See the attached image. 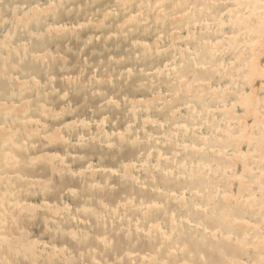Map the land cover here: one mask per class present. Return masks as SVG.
Masks as SVG:
<instances>
[{"label":"rangeland","instance_id":"374dc122","mask_svg":"<svg viewBox=\"0 0 264 264\" xmlns=\"http://www.w3.org/2000/svg\"><path fill=\"white\" fill-rule=\"evenodd\" d=\"M140 1L0 0V42L5 34L11 37L3 55L15 64L12 93L9 78H0V130L13 129L18 118L32 131L20 154L40 158L25 161L18 172L0 165L1 189L22 184L0 200L6 226L0 234L36 241L34 256L0 248V264L177 261V252L171 253L151 223L169 233L171 218L185 217L205 198L193 196L194 187L200 188L197 182L180 176L184 156L200 164V174L214 167L218 154L227 166V182L221 170L207 175L227 191L226 197L218 192L207 202L209 211L219 205V215L228 213V200L239 196L230 202H260L258 211L264 212V199L258 200L264 184V23L262 29L253 23L259 10L247 11L253 0H147L148 8ZM12 6L26 24L15 22ZM215 7L222 11L219 20L204 24ZM42 10L46 13L39 21L29 22ZM13 47L27 48L20 54L28 57L17 63ZM26 73L29 82L18 85ZM8 198L30 204L31 213L10 207ZM126 205L128 212L123 211ZM108 208H115L113 216ZM250 210L244 218H227L228 228L246 229L242 241L224 242L226 252L233 248L238 253L231 264H264V218ZM207 224L208 230L216 225ZM203 227L187 225L183 234L172 231V239ZM252 228L259 236L256 231L250 235ZM224 234L218 230L211 241ZM101 236L106 245L98 241Z\"/></svg>","mask_w":264,"mask_h":264},{"label":"bare ground","instance_id":"6f19581e","mask_svg":"<svg viewBox=\"0 0 264 264\" xmlns=\"http://www.w3.org/2000/svg\"><path fill=\"white\" fill-rule=\"evenodd\" d=\"M227 1V0H226ZM233 0H228V2H231ZM236 1V0H235ZM243 1V0H242ZM210 2V1H209ZM221 2V1H220ZM140 3L142 4V6L144 8H148L149 6H151V4L148 3L147 0H141ZM148 3V4H147ZM156 3V2H155ZM154 3V4H155ZM219 7H223L220 5H218ZM255 7L259 10V15L257 16L256 20L253 22L255 23L256 26H258V28L262 29V27L260 25H262L264 23V0H253V2L251 4L248 5L247 7V11H251L252 8ZM187 10V9H186ZM213 10V13H210L209 15L205 16L203 19V22L204 24H208L211 25L214 21H218L220 16H221V13L222 11L218 8H212ZM3 11V8L2 6H0V14L1 12ZM170 11V10H169ZM207 12V11H206ZM43 13V14H42ZM46 13V10H42L40 11V14H42L41 16H37V18L35 19H32L31 21L29 20V22L32 23L33 22H36V21H39L40 18ZM225 13V12H224ZM253 13V12H251ZM11 14L15 20V22H19V23H24L26 24V21H28L27 19H23L21 18L22 15L19 14V10L16 6H12L11 8ZM250 14V13H249ZM167 15V14H166ZM24 16H26V12L24 13ZM185 17V16H184ZM196 17V16H194ZM198 17V16H197ZM212 17V20L210 19ZM246 17V16H245ZM25 18V17H24ZM155 19L156 21H159L161 19V16L160 15H156L155 16ZM186 19V18H185ZM185 19L183 18L182 20L185 21ZM187 19H188V16H187ZM186 19V20H187ZM190 19V17H189ZM181 20V21H182ZM191 20V19H190ZM232 20V19H231ZM177 21V20H176ZM174 22V20H173ZM172 22V23H173ZM196 22V21H195ZM243 22V21H242ZM175 23V22H174ZM182 24V22L180 23ZM190 24V23H189ZM251 24V23H250ZM175 25V24H174ZM178 25V24H177ZM198 25V24H197ZM253 25V24H252ZM192 26V25H191ZM260 26V27H259ZM264 26V25H263ZM257 29V28H256ZM205 30V29H204ZM251 32H253L254 30L251 29ZM250 30H247L248 32H250ZM253 30V31H252ZM258 31V30H257ZM261 31V30H260ZM31 32H33L31 30ZM197 32V31H196ZM255 32V31H254ZM27 33H30V30L27 32ZM201 33V32H199ZM198 34V33H197ZM202 34V33H201ZM211 35V32L209 33ZM256 34V33H255ZM259 34V33H258ZM261 34V33H260ZM264 34V33H263ZM205 35V34H204ZM218 35V34H217ZM230 35V34H229ZM197 36V35H196ZM213 36V35H212ZM4 38L2 39V41L0 42V78L5 79V78H9V80L11 81L10 83V87H9V92H13V85H14V76L12 75V73L14 72L15 70V64L12 63V61H8L7 60V57H5V55H3V49H4V46L6 47V43H9L11 40V37L8 35V34H5L3 36ZM218 37V36H217ZM233 37V36H232ZM185 39V38H184ZM183 39V40H184ZM212 39V38H211ZM195 40V39H194ZM181 41V40H179ZM196 41V40H195ZM194 41V42H195ZM264 41V39H263ZM192 42V41H191ZM255 42V41H253ZM259 42V41H257ZM193 44V43H191ZM230 44V43H229ZM245 44V43H244ZM261 44V42L259 43ZM258 44V45H259ZM264 44V43H263ZM196 46V44H195ZM206 46V45H205ZM204 46V47H205ZM230 46V45H229ZM239 46V45H238ZM264 46V45H263ZM194 47V46H193ZM224 47V46H223ZM227 47V46H226ZM230 48H232L230 46ZM26 49H21V50H17L15 49L14 47L12 48V51L14 50L15 54L17 55L16 59L14 58V61H21L23 59V57L26 59V57H28V55L26 56V54H20L21 52H25L26 53ZM264 49V48H263ZM235 51V50H234ZM218 53V52H216ZM215 53V54H216ZM258 55V54H257ZM42 56V55H41ZM39 56V57H41ZM226 56V55H225ZM44 58L46 59V57L43 55L41 60ZM191 58V57H190ZM237 60V59H236ZM250 63L252 61H249ZM254 65V64H253ZM229 66V65H228ZM259 66V65H258ZM257 65L256 66H253V67H258ZM264 66V65H263ZM217 68V67H216ZM215 68V69H216ZM239 68V67H238ZM252 68V67H251ZM263 68V67H261ZM237 69V68H236ZM242 69V68H241ZM254 69V68H252ZM257 69V68H256ZM225 70V69H224ZM262 70V69H261ZM254 71H256L254 69ZM124 72V71H123ZM247 76L248 74L245 73ZM251 74V73H250ZM257 75V74H256ZM28 73H26V75H22L19 79H18V85H24L26 83L29 82V79H28ZM160 76V75H159ZM251 76V75H250ZM188 77H189V74H188ZM246 77V76H245ZM249 77V76H248ZM169 78V77H168ZM167 78V79H168ZM240 78V77H239ZM254 78H256L254 76ZM259 78V77H258ZM238 79V78H237ZM244 79V78H243ZM127 80V79H126ZM213 80V79H212ZM250 80V79H249ZM184 82V81H183ZM235 84V83H234ZM233 84V86H234ZM163 85V84H162ZM228 87V86H227ZM245 87V86H244ZM33 88H30L29 89V92H31ZM199 90V89H198ZM249 91V90H248ZM242 92V91H241ZM255 92V90H254ZM230 93V92H229ZM241 94V93H240ZM251 94V93H250ZM247 95V94H246ZM245 95V96H246ZM264 95V94H263ZM249 97V95H248ZM65 98V97H64ZM231 98V97H230ZM228 99V98H227ZM248 99V98H247ZM256 101V99H255ZM104 102V101H103ZM101 102V103H103ZM263 103V102H262ZM111 104V103H110ZM235 104V103H234ZM242 104V103H241ZM244 104V103H243ZM25 105H29L28 102L25 103ZM144 105V104H143ZM221 105V103H220ZM240 105V104H239ZM246 105V104H245ZM255 105V104H254ZM253 105V106H254ZM256 106V105H255ZM264 106V105H263ZM29 107V106H28ZM242 107V106H240ZM252 107V106H250ZM116 108V107H115ZM117 109V108H116ZM215 109V108H213ZM209 110V109H208ZM212 110V109H211ZM217 110V109H215ZM220 110V109H219ZM254 110V109H253ZM139 111V110H138ZM227 112V111H226ZM251 112V111H250ZM128 113V112H127ZM208 113V112H206ZM230 113V112H229ZM246 113V112H245ZM244 113V114H245ZM253 113V111H252ZM259 113V112H258ZM210 114V113H209ZM250 114V113H249ZM257 114V113H256ZM68 115V114H67ZM91 115V114H90ZM259 115V114H258ZM208 116V115H207ZM262 116V115H261ZM249 118V116H248ZM46 119H49V118H46ZM51 119V118H50ZM145 119V118H144ZM95 120V119H94ZM247 120V119H246ZM115 122V121H114ZM222 122V121H221ZM228 122V121H227ZM68 123V122H67ZM70 123V122H69ZM142 124V123H141ZM162 124V123H161ZM253 125V124H252ZM13 126V129H10V130H7L4 131V128H2L0 130L3 131L1 132L0 134V152L2 151V154L0 155V165H2L3 168H6L7 170H15L18 172V169L20 168V165L23 164L25 161L26 163H32L34 162V159H37L36 157L38 156H35V155H31V156H28V157H25L23 155L20 154V152L22 151H26L27 150V145H26V138L27 136H31L32 134V131L29 130L27 127V125H21L19 124V119L18 118H15L14 119V123L12 124ZM90 126V125H89ZM176 126V125H175ZM74 128V127H73ZM80 128V127H78ZM142 128V127H141ZM245 128V127H244ZM262 128H263V125H262ZM70 129V128H69ZM247 129V128H246ZM34 130V129H32ZM244 130V129H243ZM216 131H219V130H216ZM78 132V131H77ZM243 132V131H242ZM35 133V132H34ZM241 133V132H239ZM114 134V133H113ZM233 135V134H232ZM235 135V134H234ZM255 135V134H254ZM249 137V135H246ZM42 137V136H41ZM111 137V136H110ZM169 140L171 139V136H166ZM241 137V139L243 138L242 136H240L239 134V138ZM251 137V135H250ZM257 137V136H256ZM261 137V136H260ZM260 137H258L257 139H259ZM55 138V133H52L51 135V140ZM245 138V137H244ZM60 139V138H59ZM94 139V138H93ZM96 139V138H95ZM249 140V138L246 137V140ZM261 139V138H260ZM43 140V139H42ZM240 140V139H239ZM256 140V139H255ZM58 141V140H57ZM66 141V139L64 140ZM253 141V140H252ZM91 142V141H90ZM74 143V142H73ZM259 143V142H258ZM36 144V143H35ZM76 145V144H75ZM47 146V145H46ZM193 146V145H192ZM191 146V147H192ZM35 147V145H34ZM57 148V147H56ZM197 148V147H196ZM21 150V151H20ZM250 151V150H249ZM259 151V150H258ZM16 153L20 154V155H15ZM44 157L43 158H49L50 154L49 153H44ZM52 154V153H51ZM72 154V153H71ZM201 154V153H200ZM237 154V153H236ZM245 154V153H244ZM249 154V153H248ZM251 154V152H250ZM54 155V154H52ZM56 155V154H55ZM54 155V156H55ZM58 157V155H57ZM61 157V156H60ZM240 158V157H239ZM247 158V157H246ZM262 158V157H261ZM51 159V158H50ZM50 159H48L47 161L50 162ZM252 159V158H251ZM40 160V158L38 159ZM183 162H179L181 163V165L179 166V170L178 172L180 173V176L182 177V179L185 181V179H188L190 181H194L193 183H196L199 184L200 188H195V191H193V196L197 195V193H200L199 195L201 196L202 194H205V198L202 200V202L200 203H197V205L192 208V209H189L188 212L186 213V216L183 217V218H180V219H177L176 218H171L168 223L170 224V232H165L163 229H161L159 226V224L155 223L152 221L151 224H153L155 227V229H157V231H159L161 234H160V238H161V241L163 243H166L167 247L170 248L171 250V253H176V256H178V259L177 261H172V262H169V263H162V264H176L177 262L180 264H190V262H195L194 264H211V263H214V262H218L220 264H231L235 258H237V254L235 252V250L233 248H230V250L228 252L225 251L226 247H223L224 245V242L226 241H229V242H233V244H235V242H240L243 240V236L246 234V229L245 227H240L238 229H230L227 227V224L229 223L228 219L227 218H244L245 215V211H248V209L250 208L251 210L254 209L255 210V214L259 213L261 218H264V212H260L258 211V207L259 205H261L260 202H255L254 204H252V201L248 200V202H244V203H241L239 205H236L234 203H231V202H234L239 196H233L232 198L233 199H229L228 200V203L230 204L231 206V209H230V212L228 213H221L219 215V210L222 208V206L219 207V205L217 207H215L214 209L210 210L207 209L209 208L208 207V204L207 202L211 201L210 199L214 196L217 197V193L220 192L223 197H226V190H222V189H219L220 186L218 184H212L209 182L208 180V177L207 175H209L210 171L214 172H218L221 170L222 172V175L223 177L225 178L224 181H228V179L230 178V174L228 172V169H227V166L224 164V162L222 161V158L220 157V155L218 154V156L214 157L213 158V165L214 167L211 168L210 167V170L209 171H206L205 173H197L196 171H199L200 170V167L198 165H195L193 163H191V161L186 160L185 156L182 158ZM239 161V160H238ZM242 161V160H241ZM205 162V161H203ZM38 164V163H37ZM139 164V163H138ZM122 165V164H121ZM166 168V166L164 167ZM108 170V169H107ZM249 170V169H248ZM251 170V169H250ZM262 170V168L260 169ZM259 170V171H260ZM99 171V170H98ZM250 172V171H249ZM171 173V172H170ZM243 174V173H242ZM55 175H57V173H55ZM111 175V174H110ZM84 177V176H83ZM251 178H254L255 177V174L254 173H251L250 175ZM129 178V177H127ZM132 178V177H131ZM1 179V177H0ZM7 179H10L7 177ZM5 179V180H7ZM137 179V178H136ZM123 180V179H122ZM239 181H241V179L239 178ZM256 181V180H255ZM179 184L178 186H181L183 184V182L181 180L178 181ZM45 183V182H44ZM40 184V182L38 183ZM192 184V183H191ZM22 184H16L15 183H10V186L11 187H6L4 189H1L0 190H3V191H0V200L4 199L6 196L7 193H9L10 191H13L14 188L12 187H17ZM27 185V184H26ZM25 185V186H26ZM221 185V184H220ZM142 186V185H140ZM34 187V186H33ZM143 187V186H142ZM198 187V186H197ZM152 190V188H150ZM245 189L247 190L248 194H250L252 192V190L249 188V187H245ZM259 189H260V193L259 194V197H258V200H261V199H264V184H261L259 186ZM21 190V189H20ZM183 192V190H182ZM170 193V192H169ZM11 194V193H10ZM182 195V194H181ZM182 197V196H181ZM196 197V196H195ZM254 197V196H253ZM248 198V197H247ZM251 198V197H250ZM179 199V198H177ZM245 199V197H244ZM253 200V198H251ZM173 200V199H172ZM183 200V198L181 199ZM240 200V199H239ZM247 200V199H246ZM231 201V202H230ZM8 205L12 208H18L17 210H24L26 212H29L31 213L32 211V206L30 204H26V203H21V201H18L17 199L13 198V200H10L8 198ZM127 203V201H126ZM153 204V203H152ZM264 205V203H263ZM34 207V206H33ZM40 207V206H39ZM3 208V207H2ZM47 209L49 210H52V206H46ZM38 209V208H37ZM110 209V208H108ZM115 208H111L109 210V214L111 216H113V212L115 211L114 210ZM128 209L127 208V205L125 206V209L123 208V211L125 212H128ZM132 209V207H131ZM35 210V209H34ZM250 210V211H251ZM151 211V210H150ZM1 212V210H0ZM54 212V211H53ZM56 212V211H55ZM1 214V213H0ZM53 214V213H52ZM51 214V215H52ZM94 216L96 218H99V215L97 213H94ZM126 219V218H125ZM55 220V219H54ZM99 220V219H98ZM73 221V220H72ZM215 222L216 225L214 228H209L207 222ZM132 223V222H131ZM262 223V222H261ZM264 223V222H263ZM203 224V230L202 231H199L197 233H192V234H189L187 236H182V235H178V237L176 239H172V231L174 232H178L180 234H183V232L181 231V229L185 228V226L188 225V227H193L194 226V229H196L195 227H198L200 225ZM255 225V224H254ZM264 226V225H263ZM33 227V226H32ZM256 227H259V230L261 229V227L259 225H256ZM0 228H4L6 229V226L4 224V221L0 220ZM205 228V229H204ZM255 228H252L250 230V235L255 233L256 231V234H257V230ZM224 230V235H222V237H220L218 240L216 241H211V237H213L216 232H218V230ZM33 230V229H32ZM147 232V231H146ZM131 233V232H130ZM129 233V234H130ZM259 236V234H257ZM73 236V235H72ZM172 240V243L169 242V240ZM264 240V238H262ZM261 239V241H262ZM99 242L103 243V244H107V239L104 237V236H101L99 239H98ZM34 243H36V241H34ZM33 241L31 240H27V241H22V240H18V239H11V238H8L6 237L5 234H0V248H3L4 250H6V253H10V254H13V255H18L19 254H25V252L28 250L29 253H31L33 256L34 254L36 255L35 252H33ZM39 244V243H38ZM43 244V243H42ZM254 244V243H253ZM37 245V244H36ZM239 245V244H238ZM50 247V246H49ZM53 247V245H52ZM55 248V247H54ZM57 248V247H56ZM173 248V249H172ZM244 248V247H243ZM41 250V249H40ZM56 250V249H55ZM92 249L88 248L85 250L86 253L89 254V252H91ZM169 250V251H170ZM62 251V250H61ZM146 253V252H145ZM3 255L1 256L3 259L6 260V257H7V254L2 253ZM55 255V254H54ZM134 255V254H132ZM264 255V254H263ZM24 256V255H23ZM27 258V257H26ZM127 258V257H126ZM129 258V257H128ZM127 258V259H128ZM159 259V257H158ZM94 262V261H93ZM142 263V262H141ZM161 263V262H160ZM139 264V263H138Z\"/></svg>","mask_w":264,"mask_h":264}]
</instances>
